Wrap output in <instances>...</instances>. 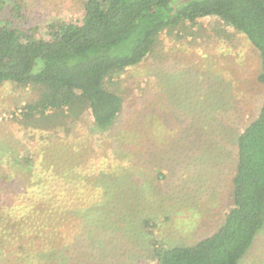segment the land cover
<instances>
[{
  "label": "trees",
  "instance_id": "trees-1",
  "mask_svg": "<svg viewBox=\"0 0 264 264\" xmlns=\"http://www.w3.org/2000/svg\"><path fill=\"white\" fill-rule=\"evenodd\" d=\"M1 5L0 0V8ZM175 6L174 0H83L81 22L49 25L47 38L40 37L38 31L36 36L10 24L0 26V86L10 81L18 89L37 93V99L23 107L24 121L19 123L33 132L35 139L39 138L37 130L42 129L39 142L42 149L25 150V159L32 161L25 167L34 168L37 152L45 157L39 158L48 160L46 166L44 163L35 167L31 175L24 176L11 169L7 176L0 170V264H74L83 258L85 250L90 259L99 258L101 262L118 256L113 243L121 240H115L119 230L114 228V222H107L117 212L131 207L130 197L124 191L138 177L130 169L133 158L128 148H124L126 152L121 158L116 154L115 161H109L128 162L124 177L109 174L116 167L111 164L107 168L106 160L100 163L104 171L95 175L84 173L88 170L86 164L80 166L85 155L76 168L68 165L61 168L57 159L65 160L70 154L73 158L81 156L83 151L77 150L70 130L71 123L79 122L85 114L91 117L92 131L100 140L112 137L125 105L117 81L152 55L162 34L177 30L189 33L201 27L206 19L220 21L243 33L259 52L257 80L264 91V0H192L184 6ZM217 31L220 36L222 28ZM160 110L166 113L165 109ZM185 121L195 124V119ZM44 122L54 128L48 130L52 134L43 131L48 129ZM203 122L214 130V139L218 132L209 126L214 120L203 118ZM183 123L182 117L177 116L174 132L177 136L185 133ZM237 130L230 135L237 148L232 208L223 225L218 232L191 246L161 250L154 247L158 264H239L264 227V102L259 116L241 133ZM116 131L115 144L125 147L132 143L134 132L127 128ZM142 138L140 143L146 146L149 137ZM91 165L94 167L92 162ZM78 169L85 176L70 181L69 173ZM50 173L64 182L60 187L63 192L67 184L77 181L99 193L93 199L95 208L87 199H63L58 204L53 188L55 177ZM12 174L17 175L16 181L11 179ZM92 176L97 179L93 181ZM137 204L131 209L135 210ZM139 210L137 215L133 212L125 216L133 217L130 225L139 232L142 227H155L153 219L142 218ZM69 225L74 229L72 232L78 233L73 241L66 239Z\"/></svg>",
  "mask_w": 264,
  "mask_h": 264
},
{
  "label": "rangeland",
  "instance_id": "rangeland-1",
  "mask_svg": "<svg viewBox=\"0 0 264 264\" xmlns=\"http://www.w3.org/2000/svg\"><path fill=\"white\" fill-rule=\"evenodd\" d=\"M1 1V27L10 24L44 38L48 37L49 25L80 23L83 19V0ZM191 1L174 0V3L178 8ZM221 28L219 36L217 30ZM190 31L162 34L152 55L117 81V90L125 105L112 137L100 140L99 135L92 131V119L87 114L79 122L71 123L70 133L75 138L78 136L73 143L78 145L77 150L83 152L78 158L70 154L65 160L57 159L59 166L76 168L85 155L80 164H86L88 168L84 173L98 175L104 171L100 163L106 160L109 163L107 168L111 164L116 167L109 170V174L124 177L128 162H110L115 161L116 154L121 158L124 148H128L133 158L130 169L138 179L134 185L128 186L124 194L130 197L131 207L139 200L136 211L126 207L125 211L117 212L107 222H114V228L119 230L115 240H121L113 243L118 256L101 262L99 258L90 259L89 252L85 250L83 258L74 264H158L153 254L154 247L161 250L194 245L218 232L225 215L232 208L237 148L230 135L237 129L241 133L259 116L263 105V86L257 80L259 52L243 33L217 20L206 19L201 27ZM36 99L35 91L18 89L10 81L0 86V170L4 175L9 176L12 170L24 176L31 175L35 167L48 164L44 155L37 152L33 158V163L36 162L34 168L27 170L25 167L32 162L25 159V150L42 149L39 145L43 136L42 126L36 132L39 138L35 139L37 136L19 123L24 121L21 116L23 107ZM161 108L166 110L165 114ZM177 116L182 117L185 127V133L179 136L174 133ZM203 118L214 120L209 124L218 132L214 139V130L205 127ZM190 119H195V124L185 121ZM167 122L170 126L166 127ZM43 124L48 128L43 131L52 134L48 130L54 131V128H49L46 122ZM125 128L134 132L133 140L121 147L115 144L114 136L116 130ZM145 136L150 142L143 146L140 140L143 143L142 137ZM79 175L85 176L80 169L73 170L68 179L74 182ZM11 176L16 181L17 175ZM54 177V195L58 204L63 199H87L92 203L99 196L77 181L70 185L66 183L67 190L63 192L60 187L64 182ZM90 179L94 181L97 176ZM92 206L95 208V201ZM139 209L142 218L153 219L155 227H142L139 232L130 225L134 219L126 217L133 212L137 215ZM102 216L107 220L104 212ZM103 222L107 225L106 221ZM73 230L71 225L67 227L68 241H73L78 234ZM141 234L149 240L144 241ZM112 251L114 256L115 249ZM239 264H264V227Z\"/></svg>",
  "mask_w": 264,
  "mask_h": 264
}]
</instances>
